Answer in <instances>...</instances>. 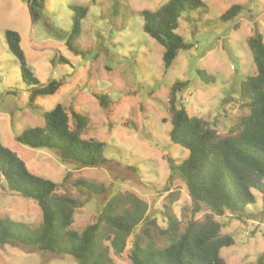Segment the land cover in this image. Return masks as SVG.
<instances>
[{"label": "rangeland", "instance_id": "obj_1", "mask_svg": "<svg viewBox=\"0 0 264 264\" xmlns=\"http://www.w3.org/2000/svg\"><path fill=\"white\" fill-rule=\"evenodd\" d=\"M167 0H44L41 17L31 22L24 0H0V141L14 151L34 174L60 183L81 200L73 214L72 228L81 231L96 220L101 207L115 194H136L147 205L146 214L164 225L168 206L183 222L190 215V197L182 178L170 175L167 159L183 157L187 150L171 142L165 102L170 85L188 81L180 99L189 115L203 118L222 132L230 117L245 113L239 89L247 75L255 72L248 38L255 32L264 41V0H202L204 6L184 11L176 32L192 44L179 50L164 70V48L143 31V9H154ZM240 4V14L223 21L221 14ZM75 6H85L81 30L66 40ZM20 35L26 61L40 84L64 77L66 83L54 94L28 101V86L21 80L19 64L9 52L4 30ZM214 78L202 81L197 70ZM109 97L108 112L96 94ZM61 103L88 116L87 136L105 142L100 165L84 166L65 160L50 148L22 145L15 136L44 123L43 114ZM83 179L96 191L76 187ZM237 217L220 218L223 232L234 236V244L222 247L226 264H253L264 250V213L261 194ZM197 216L202 217L201 213ZM0 217L37 227L40 207L30 199L10 193L0 183ZM117 264H130L127 251L113 254ZM0 264H78L69 255L42 252L18 242L0 247Z\"/></svg>", "mask_w": 264, "mask_h": 264}, {"label": "trees", "instance_id": "obj_2", "mask_svg": "<svg viewBox=\"0 0 264 264\" xmlns=\"http://www.w3.org/2000/svg\"><path fill=\"white\" fill-rule=\"evenodd\" d=\"M31 22L41 17L44 0H24ZM204 6L202 0H167L154 9H143V31L163 46L164 70L173 63L179 50L192 44L176 32L179 18L187 10ZM240 4H231L220 16L223 21L236 18ZM85 6H75L67 47L76 52L72 41L81 30ZM9 52L19 64L21 80L28 86V101L54 94L62 87L64 77L40 84L26 61L16 30L5 29ZM255 72L241 83L238 99L245 113L230 117V126L222 132L201 117L189 115L180 99L188 81L173 82L165 102L171 127V142L187 153L177 159L168 158L170 175L177 173L190 197V215L183 222L165 206V224L146 214L147 205L136 194L113 195L101 207L96 220L81 231L72 228L74 211L81 200L60 183L32 173L25 162L0 141V183L10 193L35 202L41 209L37 227L0 217V247L18 242L33 245L42 252L69 255L78 264H117L113 254L127 251L130 264H226L220 255L222 247L234 244V236L223 232L220 218L227 214L241 217L248 205L256 202L254 191L261 194L264 213V41L259 32L248 38ZM199 78L208 83L214 78L198 69ZM99 105L108 112L107 94H96ZM44 123L24 129L15 140L32 148L54 149L62 159L84 166L106 161L105 142L87 136L88 116L71 109L70 114L56 103L43 114ZM96 191L95 185L83 179L74 181ZM198 213L202 217L197 216ZM253 264H264V250Z\"/></svg>", "mask_w": 264, "mask_h": 264}]
</instances>
